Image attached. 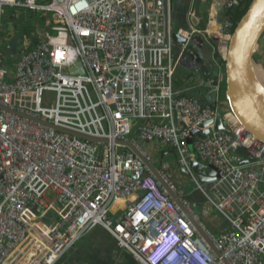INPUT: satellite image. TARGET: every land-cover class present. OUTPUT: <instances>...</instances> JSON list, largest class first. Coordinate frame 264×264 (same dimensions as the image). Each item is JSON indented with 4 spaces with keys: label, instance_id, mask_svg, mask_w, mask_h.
<instances>
[{
    "label": "built area",
    "instance_id": "built-area-1",
    "mask_svg": "<svg viewBox=\"0 0 264 264\" xmlns=\"http://www.w3.org/2000/svg\"><path fill=\"white\" fill-rule=\"evenodd\" d=\"M171 1L0 0V105L33 118L0 109V264H54L94 228L107 231L138 264H225L206 238L230 264H263L264 142L245 134L228 108L221 112L225 129H215L217 103L174 89L178 61L166 39ZM246 1L223 0L221 7ZM5 7L49 18L30 41L22 39V54L11 64L3 52ZM234 25L227 18L215 29L190 25L177 33L214 40L223 60ZM220 87L219 75L217 96ZM191 129L198 132L190 147ZM119 140L151 162L145 143L174 150L204 196L199 208L177 181L184 175L173 180L165 162L159 172L196 225ZM243 158L252 160L240 164ZM194 160L221 171L209 190L193 175ZM120 198L125 206L112 211ZM214 212L229 223L225 231L213 233L203 222Z\"/></svg>",
    "mask_w": 264,
    "mask_h": 264
},
{
    "label": "water",
    "instance_id": "water-1",
    "mask_svg": "<svg viewBox=\"0 0 264 264\" xmlns=\"http://www.w3.org/2000/svg\"><path fill=\"white\" fill-rule=\"evenodd\" d=\"M214 3L216 4L214 5ZM222 5L223 0H195V6L191 17L192 24L197 26L200 31H204L205 28H207L210 19H214L215 23L217 22V13L221 9ZM213 10H215L214 15H212ZM7 27L9 30H13L15 26L13 22H9ZM143 31H146L145 22ZM263 34L264 0H251L247 10L237 21L233 29L222 64L224 71V97L227 101L229 110L244 128L245 134L250 133L255 139L262 142H264V66L256 61L255 53L258 50L259 40ZM168 37L172 40L173 46L178 47L177 55L174 54L173 50L174 58L177 59L178 62H182L185 59L189 63V66L194 68L196 73L195 75L199 76L203 81L202 86L199 88L202 90H208L207 95L205 96V101L209 104H216L217 95L215 92V85L217 84L218 76L220 75V67L211 65L207 61L203 60L202 55L198 52V49L202 50L205 47L207 40L203 38L202 34H194L192 39L188 40L179 35L177 30L174 29H171L169 33L167 32L166 39ZM22 39L23 38L18 39L16 42L17 45H19V49L15 47L16 49L13 50L10 44L3 47V52L8 58L18 59L21 56ZM0 109L33 120L31 116L8 109L5 106L0 105ZM42 123L55 130L74 134L83 139L98 142L105 141L95 137L73 133L69 130L55 126L52 123ZM210 123H212V120H207L204 121L201 126L206 127ZM214 128L225 129L220 110L217 111ZM197 132V129H191L189 132L187 141L190 147L192 146V136ZM208 132L209 130L205 128L200 131V134H206ZM119 143L127 146L129 150L135 153L147 165L172 199H174L181 207L188 218L192 220V223L196 225V222L193 220L191 214L184 208L178 196L170 187V184L172 183L168 184L159 172L165 165L164 157L162 156L158 163H154L143 156V154L130 141L119 140ZM236 152L244 157L248 154L247 150L243 147H237ZM169 153L172 155L175 154L173 149H170ZM250 160H252V158H243L239 163L243 164ZM176 166L182 175L187 178L190 177V173L185 168L179 166L177 161ZM190 168L193 175L205 185L207 190L210 189L212 182L221 174V171L218 168L212 165H205L198 160L191 161ZM173 185H175V183H173ZM202 219L213 233H218L209 226L204 217ZM206 240L217 256H219L225 264H230L216 249L213 243L208 238H206Z\"/></svg>",
    "mask_w": 264,
    "mask_h": 264
},
{
    "label": "crops",
    "instance_id": "crops-1",
    "mask_svg": "<svg viewBox=\"0 0 264 264\" xmlns=\"http://www.w3.org/2000/svg\"><path fill=\"white\" fill-rule=\"evenodd\" d=\"M178 1L179 4L175 7V9H173V0L170 5L169 22L172 30L173 29L177 30L179 28H188L190 25H193L191 22V17L195 6V0H178ZM215 4L216 3H214V5ZM221 10L223 11L222 14L219 13ZM214 13L215 10L212 11V15H214ZM217 15L218 16L222 15L221 20H217V22H222L225 19H227L226 10H224L222 7L218 11ZM215 25L216 23L214 19H210V21L208 22L209 28L211 29L215 27ZM170 42H172V40ZM211 59H212V62L210 63L211 65H216L219 67L222 66L220 59L218 58V56H216L215 58L213 52H211ZM255 59L257 62L261 63L264 66V34L261 36L259 40V47L257 52L255 53ZM178 65L179 62L177 64L175 75H177L178 72ZM197 81H202V79L199 76H194L192 79L186 77L176 78L175 84L173 83L174 89L176 91L181 92L182 94L194 96L198 98L200 101L205 102V96L207 95L208 90H202L201 88L196 87L195 82ZM143 146L145 150L149 152L152 160L156 163H158L159 161H157L154 157L153 154L154 149L161 150V154L163 157L167 155H171L167 149L155 146L154 143L148 142L145 143ZM166 164L167 167L164 168V170L167 173L169 172L170 174L173 175V173L170 171L169 164L168 163ZM173 177L176 179V174H174ZM177 181L180 186H182L185 190L188 191V198L192 202V205L195 208H199V205L203 200L202 193L199 192L198 190L193 189V186L190 187L191 182L186 183L188 180L185 179L180 180L177 177ZM204 218L206 219L209 226L219 233L225 231L229 227V223L227 222V220L224 218L222 214L218 212H214L210 216H206ZM262 260L264 264V257H262ZM54 264H138V263L130 256V254L126 250L117 246L115 240L111 237V235L107 231L101 228H94L88 231L81 238H79L64 254H62L58 258V260L55 261Z\"/></svg>",
    "mask_w": 264,
    "mask_h": 264
},
{
    "label": "rangeland",
    "instance_id": "rangeland-1",
    "mask_svg": "<svg viewBox=\"0 0 264 264\" xmlns=\"http://www.w3.org/2000/svg\"><path fill=\"white\" fill-rule=\"evenodd\" d=\"M178 4H179L178 0H173V9H175V7ZM222 12L223 11L221 10L219 13L222 14ZM221 18H222V15H219L218 20H221ZM48 20H49L48 16L46 18L42 19V17H40L37 12L29 10L28 8L5 7L4 8L3 25L5 26V25H8L9 22H13L15 27L13 28V30H9L8 27H6L5 30L3 31L2 39L6 44L7 43L11 44L13 50H15L16 48L19 49V47H18L19 45H17V43H16L18 41V39L23 38V40L26 39V40L30 41L31 36L35 35L38 31H41L43 28V25L45 23H48ZM6 37H8V38H6ZM214 49H215V43L213 41H210L207 39L205 47L202 50L198 49V52L202 55L203 60L207 61L208 63H211L212 62L211 52H213V55L215 57ZM173 50H174V54L177 55L178 54V47L174 46ZM11 63H12L11 58H8L7 64H11ZM220 70L221 71H219V72H220L221 86H222L223 76H224L223 75L224 71H223L222 66L220 67ZM195 74L196 73H195L194 68L189 66V63L184 59L182 62L181 61L179 62L178 72H177V75H175V77H174V84H175L176 78L186 77V78L192 79L194 76H196ZM45 96L52 99L54 97V94L50 93V92H46ZM221 104H222V106H221ZM224 104H226V105H224ZM217 105H219V107L221 108L220 109L221 112L226 111L228 108L227 101L224 97V86H222L221 93L217 96ZM153 154H154V157L157 161H159L162 157L161 150L154 149ZM175 160H176L175 156L172 154L164 157V162L169 164L170 171L173 174H176V172H177V174L179 176H182L180 174L177 166H176ZM184 179L188 180L186 183L191 182L189 178L184 177ZM192 186H193V184L191 182L190 187H192ZM203 200H204V196H203ZM202 201H201V203H202ZM118 207L119 206H116V208H118Z\"/></svg>",
    "mask_w": 264,
    "mask_h": 264
},
{
    "label": "trees",
    "instance_id": "trees-1",
    "mask_svg": "<svg viewBox=\"0 0 264 264\" xmlns=\"http://www.w3.org/2000/svg\"><path fill=\"white\" fill-rule=\"evenodd\" d=\"M250 1H251V0H247V1L245 2V4L239 6V7L235 8V9H229V10H226L227 18L233 20V21H234V24L236 25L237 21L241 18V16H242V15L245 13V11L247 10ZM42 19H43V18H42ZM235 25H234V27H235ZM31 39H32V36H31ZM33 39H34V37H33ZM33 43H34V41L30 44V46H32ZM216 56H217V55L215 54V57H216ZM220 61H221V63L223 64V60L220 59ZM222 86H224V85L222 84ZM222 86L220 87V93H221ZM199 101H200V100H199ZM201 102H202V101H201ZM203 103H206V101L203 102Z\"/></svg>",
    "mask_w": 264,
    "mask_h": 264
},
{
    "label": "bare ground",
    "instance_id": "bare-ground-1",
    "mask_svg": "<svg viewBox=\"0 0 264 264\" xmlns=\"http://www.w3.org/2000/svg\"><path fill=\"white\" fill-rule=\"evenodd\" d=\"M212 29H215V27H213ZM125 204H126V199H123V198L117 199L115 203L113 204V206L111 207V210L112 211L116 210L117 209L116 206L123 208Z\"/></svg>",
    "mask_w": 264,
    "mask_h": 264
}]
</instances>
